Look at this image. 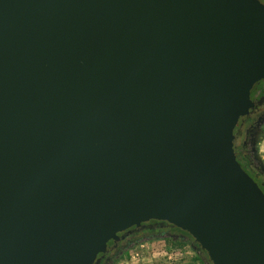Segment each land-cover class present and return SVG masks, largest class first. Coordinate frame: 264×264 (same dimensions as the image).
I'll return each instance as SVG.
<instances>
[{"label": "water", "instance_id": "95a60500", "mask_svg": "<svg viewBox=\"0 0 264 264\" xmlns=\"http://www.w3.org/2000/svg\"><path fill=\"white\" fill-rule=\"evenodd\" d=\"M261 81L258 0H0V264H95L152 220L264 264L234 151Z\"/></svg>", "mask_w": 264, "mask_h": 264}, {"label": "flooded vegetation", "instance_id": "af4514ba", "mask_svg": "<svg viewBox=\"0 0 264 264\" xmlns=\"http://www.w3.org/2000/svg\"><path fill=\"white\" fill-rule=\"evenodd\" d=\"M264 6V0H258ZM254 103L249 114L241 118L234 131V151L242 169L257 183L264 192V174L261 171L262 161L259 160L258 147L264 138V81L257 83L251 91ZM111 241L104 253H100L95 264H115L123 258L136 244L141 241L158 238L174 243H187L192 250L205 262L207 253L195 239L180 228L163 221H149L134 226ZM156 238V239H155ZM209 259V258H208ZM209 264H212L211 262Z\"/></svg>", "mask_w": 264, "mask_h": 264}, {"label": "rangeland", "instance_id": "374dc122", "mask_svg": "<svg viewBox=\"0 0 264 264\" xmlns=\"http://www.w3.org/2000/svg\"><path fill=\"white\" fill-rule=\"evenodd\" d=\"M258 154L264 162V138L259 144ZM141 246H144V248ZM180 250H188L190 253L192 252V248L187 243H174L170 240L160 238L154 241H141L129 252L125 253L123 258L118 260L115 264H172L168 260L167 254H175ZM137 252L141 253L139 258H137ZM188 256L191 257V255ZM204 258L205 262L209 264L210 260L208 259V256L204 255ZM176 260H178V258ZM180 261H182L181 263L184 262L185 264H191L189 257H184L183 260L179 257V260L174 264H181Z\"/></svg>", "mask_w": 264, "mask_h": 264}, {"label": "crops", "instance_id": "0c3cea01", "mask_svg": "<svg viewBox=\"0 0 264 264\" xmlns=\"http://www.w3.org/2000/svg\"><path fill=\"white\" fill-rule=\"evenodd\" d=\"M188 255H191V257L190 256H188ZM195 252L192 250V252L190 253L188 250H180L178 253H175V257H176V259L178 258V260H179V257H180V259L181 260H183L184 259V257H189V259L191 260V264H199V262H194V257H195ZM177 260V261H178ZM182 261H180V263H181ZM181 264H185L184 262L183 263H181ZM188 264V263H187ZM190 264V263H189Z\"/></svg>", "mask_w": 264, "mask_h": 264}, {"label": "built area", "instance_id": "2783aa9c", "mask_svg": "<svg viewBox=\"0 0 264 264\" xmlns=\"http://www.w3.org/2000/svg\"><path fill=\"white\" fill-rule=\"evenodd\" d=\"M142 248H144V246H141ZM140 252H137V258H139L140 257ZM167 257H168V260L172 263V264H174L177 260H176V257H175V254H173V253H168L167 254Z\"/></svg>", "mask_w": 264, "mask_h": 264}, {"label": "trees", "instance_id": "16d2710c", "mask_svg": "<svg viewBox=\"0 0 264 264\" xmlns=\"http://www.w3.org/2000/svg\"><path fill=\"white\" fill-rule=\"evenodd\" d=\"M176 245V244H175ZM194 261L195 262H199V264H204L203 260H201L200 256H198L197 254L194 257Z\"/></svg>", "mask_w": 264, "mask_h": 264}]
</instances>
